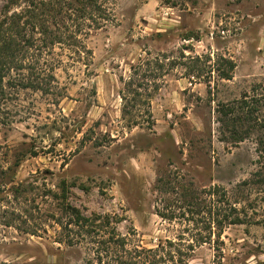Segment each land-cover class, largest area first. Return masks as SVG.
<instances>
[{
    "label": "rangeland",
    "instance_id": "1",
    "mask_svg": "<svg viewBox=\"0 0 264 264\" xmlns=\"http://www.w3.org/2000/svg\"><path fill=\"white\" fill-rule=\"evenodd\" d=\"M100 2L112 22L79 34L78 48L72 40L55 46L52 94L8 88L0 114V264H84L86 245L56 242L60 229L50 217L61 212L44 196L63 180L75 183L72 206L115 217L118 232L146 248L201 235L208 243L197 245L189 264H264L257 135L235 141L218 113L264 79V0ZM223 60L235 65L230 81L221 80ZM20 185L30 191L14 200ZM183 188L209 208L189 213ZM220 203L243 222L218 238ZM30 207L41 217L37 236L3 225L13 208Z\"/></svg>",
    "mask_w": 264,
    "mask_h": 264
},
{
    "label": "trees",
    "instance_id": "2",
    "mask_svg": "<svg viewBox=\"0 0 264 264\" xmlns=\"http://www.w3.org/2000/svg\"><path fill=\"white\" fill-rule=\"evenodd\" d=\"M100 1L5 0V13L0 21V114L11 96L8 88L52 94L53 84L56 82L54 71L57 68L55 63L53 64L55 46L72 40L77 43L78 48L79 34L91 28L101 30L112 22L107 5ZM13 8V12L8 14ZM72 27L75 31L71 30ZM189 39L190 36L186 40ZM191 61L199 62L200 57L191 58ZM223 61L227 65V71L221 73V80L230 81L235 65L231 60ZM218 113L221 116L220 122H229L231 125H228V128H231V136L235 141H243L254 134L257 135V153L260 163H263V174L257 171L258 180L255 183L263 184L261 177H264V79L252 85L250 91L233 104H220ZM16 166H19V162ZM74 186L75 183L63 180L58 186V193L48 191L44 196H52L61 212L57 217H50L53 224L60 229L56 242L72 248L86 245L88 257L84 264H189L197 245L208 243L205 241L208 238L206 236H193L191 240H187L181 234L176 239L159 241L156 247L146 248L133 237L120 234L114 225V222L118 223L115 217L96 214L86 216L72 206L68 200ZM29 188L30 186L26 185L14 188L13 199H20L30 191ZM213 192L212 195L215 196L220 190L215 188ZM221 192L222 197L226 196L224 190ZM181 197L188 212L193 215H200L209 208L204 201H200V195L190 188H183ZM222 204L219 205V212L216 209L214 214V224L219 229L216 234L218 238L227 225L243 222L235 207L227 203V206L223 207ZM30 209L31 207L23 210L13 208L9 216L6 215L3 225L37 236L43 228L37 222L41 217L36 218ZM35 212L40 214V208H35ZM209 213H212L211 207ZM160 216L166 220L173 218L165 213ZM47 220H50L49 216ZM212 230L213 228L209 227L210 233ZM43 231L46 232V229Z\"/></svg>",
    "mask_w": 264,
    "mask_h": 264
}]
</instances>
